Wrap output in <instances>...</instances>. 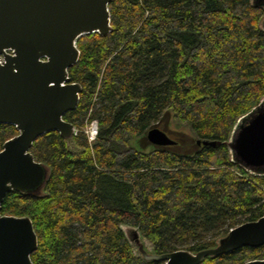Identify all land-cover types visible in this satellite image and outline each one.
Here are the masks:
<instances>
[{"label":"trees","instance_id":"1","mask_svg":"<svg viewBox=\"0 0 264 264\" xmlns=\"http://www.w3.org/2000/svg\"><path fill=\"white\" fill-rule=\"evenodd\" d=\"M109 12L113 31L82 36L68 70L83 88L63 116L77 133L49 132L30 149L50 168L44 196L11 192L1 204V215L32 221L33 264H156L121 226L137 228L154 254L195 253L264 215V177L232 164L225 144L264 96L262 10L250 0H112ZM93 120L89 143L83 128ZM153 127L175 145L149 144ZM16 134L0 125V150ZM257 259L264 245L200 264Z\"/></svg>","mask_w":264,"mask_h":264},{"label":"water","instance_id":"2","mask_svg":"<svg viewBox=\"0 0 264 264\" xmlns=\"http://www.w3.org/2000/svg\"><path fill=\"white\" fill-rule=\"evenodd\" d=\"M112 0H0V125L13 126L17 134L0 150V208L8 193L38 198L50 178V168L30 153L34 141L49 132L69 139L77 132L63 116L76 109L82 86L72 82L68 70L78 61L77 41L82 36H108ZM262 10L259 27L264 31V0H250ZM146 140L156 147L175 145L157 127ZM198 146L219 142L197 140ZM230 162L247 174L264 177V96L235 121L225 142ZM138 256L156 264H200L205 258L244 247L264 245V215L244 222L198 252L185 249L154 254L146 248L137 228L121 226ZM38 239L28 217L0 214V264H33L31 254ZM245 264H264V259Z\"/></svg>","mask_w":264,"mask_h":264},{"label":"built area","instance_id":"3","mask_svg":"<svg viewBox=\"0 0 264 264\" xmlns=\"http://www.w3.org/2000/svg\"><path fill=\"white\" fill-rule=\"evenodd\" d=\"M93 122H97V121L93 120V121H90L89 123H87L86 129L84 130V133L87 136L89 143L94 142L97 135H98L97 123H93ZM93 137H94V139H93Z\"/></svg>","mask_w":264,"mask_h":264},{"label":"clouds","instance_id":"4","mask_svg":"<svg viewBox=\"0 0 264 264\" xmlns=\"http://www.w3.org/2000/svg\"><path fill=\"white\" fill-rule=\"evenodd\" d=\"M3 61H0V66H2L3 65ZM93 123H97V122H93ZM97 131H98V124H97ZM93 139H94V137H93Z\"/></svg>","mask_w":264,"mask_h":264},{"label":"rangeland","instance_id":"5","mask_svg":"<svg viewBox=\"0 0 264 264\" xmlns=\"http://www.w3.org/2000/svg\"><path fill=\"white\" fill-rule=\"evenodd\" d=\"M85 129H86V126L83 128V131H84ZM133 247H134L135 252L137 253L135 246H133ZM147 249H148V248H147Z\"/></svg>","mask_w":264,"mask_h":264}]
</instances>
